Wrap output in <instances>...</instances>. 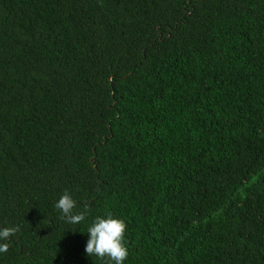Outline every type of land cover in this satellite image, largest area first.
<instances>
[{"label":"trees","instance_id":"obj_1","mask_svg":"<svg viewBox=\"0 0 264 264\" xmlns=\"http://www.w3.org/2000/svg\"><path fill=\"white\" fill-rule=\"evenodd\" d=\"M107 214L124 264H264V0H0V264H112Z\"/></svg>","mask_w":264,"mask_h":264},{"label":"clouds","instance_id":"obj_2","mask_svg":"<svg viewBox=\"0 0 264 264\" xmlns=\"http://www.w3.org/2000/svg\"><path fill=\"white\" fill-rule=\"evenodd\" d=\"M76 203L71 193L66 191L56 201L55 207L63 213L69 223L78 224L85 220V214L83 212L73 213ZM126 228L127 225L121 218L111 214L97 216L88 227L85 252L89 256H95L102 260L108 258L112 264H124L128 256L125 241ZM15 232V228H0V241H7ZM7 251L8 244L0 243V253Z\"/></svg>","mask_w":264,"mask_h":264}]
</instances>
